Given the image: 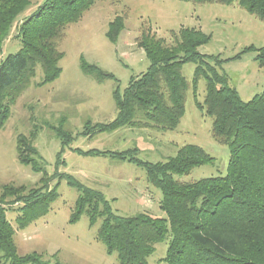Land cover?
<instances>
[{"label":"trees","instance_id":"1","mask_svg":"<svg viewBox=\"0 0 264 264\" xmlns=\"http://www.w3.org/2000/svg\"><path fill=\"white\" fill-rule=\"evenodd\" d=\"M192 3L236 4L264 21V0H181ZM95 0H43L15 22L31 0H0V129L10 115V106L29 86L39 66L40 86L56 79L63 55L60 43L69 23L77 22ZM125 12L108 23L107 38L116 41L124 27ZM20 48L3 58L2 47L12 27ZM199 29L181 27L170 30L168 42L150 28H142L136 38L149 60L147 69L131 76L124 90L113 91L116 115L108 123L85 122L84 134L113 132L122 127L174 130L185 112L189 83L182 74L186 62H194L190 82L195 105L212 118V136L229 148L226 174L195 181H179L176 175L209 164L213 157L201 146L185 144L165 161L150 162L137 156L136 147L122 151L79 150L90 155H109L143 166L148 181L162 192L159 202L165 217L146 212L131 216L115 214L110 201L95 188L68 174H55L77 189L70 221L85 213L93 224L100 219L96 238L115 253L119 264H149L155 244L167 240L162 264H264V89L249 100H242L221 68L218 55L201 54L198 47L209 40ZM255 52L258 66L264 69V46H248ZM84 73L101 81L113 78L95 64L81 61ZM205 81L202 102L196 99L199 80ZM35 130V129H33ZM64 141L69 134L54 128ZM34 131L16 138L18 160L40 173L36 185L0 184V262L2 264H49L35 252L19 255L14 242L16 229L45 214L57 197L56 182L51 185L43 160L31 144ZM39 183V184H38ZM15 210V226L7 219ZM16 227V228H15ZM54 264H64L56 262Z\"/></svg>","mask_w":264,"mask_h":264},{"label":"rangeland","instance_id":"2","mask_svg":"<svg viewBox=\"0 0 264 264\" xmlns=\"http://www.w3.org/2000/svg\"><path fill=\"white\" fill-rule=\"evenodd\" d=\"M42 1L31 0L14 26ZM121 12L126 14L124 27L116 41L111 42L106 36L108 23ZM14 26L3 43L1 58L20 48L14 37ZM181 27L199 29L210 36L198 51L219 56L222 60L219 69L227 74L229 85L237 90L242 100H249L264 89V69L258 66L254 51L244 50L248 46H264V21L235 3L95 0L79 21L69 23L65 28L60 43L63 55L59 60V76L37 86L35 83L42 78L37 66L31 83L10 106V115L0 129V184L31 187L37 184L41 174L21 163L16 151L17 136H28L32 131L35 136L31 144L41 156L48 177H54L51 185L59 182L57 197L47 212L27 226L16 229L14 242L19 255L35 252L49 264H119L116 254L107 253L105 245L96 238L100 219L91 224L82 213L78 220L70 221L79 192L55 174L71 175L82 184L101 191L115 214L131 216L146 212L165 217L159 207L162 192L148 181L143 166L109 155L83 154L78 149L122 151L136 147L140 159L158 162L174 155L182 145L196 144L209 153L213 161L174 178L189 182L226 174L229 148L213 138L212 118L196 107L190 88L194 62L182 66L189 88L184 115L174 130L122 127L113 132L83 133L86 121L92 125L114 119V89L118 86L122 93L131 76L147 69L149 60L136 44L141 29L150 28L168 42L169 31ZM81 61L97 65L113 78L98 81L94 74L81 70ZM204 95L205 81L201 79L197 84L196 99L202 102ZM58 126L69 134L70 141L66 142L56 134L54 128ZM16 215L15 210L6 213L13 226ZM166 245V239L155 244L154 252L148 257L149 264H162L160 259L165 255Z\"/></svg>","mask_w":264,"mask_h":264}]
</instances>
